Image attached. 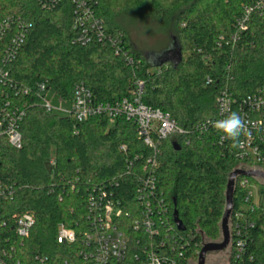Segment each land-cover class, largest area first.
Wrapping results in <instances>:
<instances>
[{
	"label": "trees",
	"instance_id": "16d2710c",
	"mask_svg": "<svg viewBox=\"0 0 264 264\" xmlns=\"http://www.w3.org/2000/svg\"><path fill=\"white\" fill-rule=\"evenodd\" d=\"M256 1L92 0L108 33L121 35L136 63L132 67L115 53L112 43H74L69 4L46 11L35 0H0L1 13L21 15L32 24L19 56L6 67L17 84L46 80L52 92L71 101L76 84L83 82L98 101L108 102L131 96L135 81L142 80L144 103L169 113L185 130L163 142L157 172L173 232L181 239L169 241L168 253L176 264L196 261L204 240L222 239L228 179L239 165L236 147L221 134L200 133L196 127L217 119L223 92L241 103L264 87L262 11L254 10L247 30L236 43H228ZM150 19L168 27L169 42L159 50L147 45ZM173 43L181 49V60H159ZM6 91L0 83V101ZM43 97L33 90L26 98L22 148L0 136V187H12L14 193L12 200L0 196V257L11 264H38V256L50 264H86L79 255V240L58 243L59 226L81 236L89 197L102 187L131 212L123 222L134 239L132 224L141 205L134 200L136 180L127 166L146 165L151 150L125 118L115 125L102 117L77 123L70 116L48 113ZM52 160L50 173L47 164ZM114 179L119 182L112 183ZM251 180L258 187L259 202L253 211H242L238 229L244 244L239 250L232 232L228 264H264V182ZM238 210L235 198L234 212ZM26 213L36 222L29 237L21 240L14 234V216ZM176 217L186 231L178 230ZM132 248L138 249L135 244ZM122 264H146L145 257L136 259L131 253Z\"/></svg>",
	"mask_w": 264,
	"mask_h": 264
},
{
	"label": "built area",
	"instance_id": "2783aa9c",
	"mask_svg": "<svg viewBox=\"0 0 264 264\" xmlns=\"http://www.w3.org/2000/svg\"><path fill=\"white\" fill-rule=\"evenodd\" d=\"M35 1L46 11H53L69 4L73 29L76 31L74 43L83 46L93 42L112 43L117 55H121L128 65L132 67L136 65L129 51L123 46L121 35L108 33L92 0ZM254 10L262 11L264 20V0H257L253 7L247 9L244 21H240L237 33L228 43H236L239 34L247 30L246 22ZM31 27L32 24L21 15L0 12V83L7 87V96L0 101V136H5L10 145L16 149L23 146L21 126L28 115L26 98L33 94V90L37 95L43 94V107L48 113H55L56 110L49 103L48 97L50 95L59 97L49 89V83L46 80L33 84H17L9 78L6 67L19 56ZM134 86L133 94L129 97L101 102L96 99L85 83H77L74 88V98L70 101L71 109L62 111L77 123H83L93 117H102L111 125H115L119 119L125 118L136 126L138 138L151 150L146 165L138 167L134 163H129L127 166L128 174H133L136 180L134 200L141 205L139 214L136 213L137 219L132 224L133 233L136 234L134 239L125 229L123 222V219L126 216L129 217L131 212L125 210L120 199L114 195H107L102 187L89 197L85 229L82 230L81 236L73 228L64 224L59 226L58 243L74 244L79 240L81 243L79 255L86 264H122L131 253L136 259L144 256L146 264H176V259L168 253L172 248L169 241L172 238L179 243L181 239L173 232L169 219V206L158 187L157 172L163 142L174 135L184 134L185 130L169 113L144 103V81L136 80ZM237 103V100L233 99L229 93L223 92L219 97V114L216 119H224L232 112H237L245 122L246 134H241L239 137V145L234 153L235 161L239 165L233 171L240 169L264 173V87L259 93L239 102V105ZM216 120H208L198 124L196 128L200 133L215 131L221 134L222 138L223 133L212 126V122ZM122 149L125 150V148ZM139 158L137 156L136 160ZM50 164L54 165V160ZM259 180L264 182L263 179ZM113 182L119 181L114 179ZM251 189L258 191L256 183L251 178L241 177L239 181L237 180L235 198L239 210L235 211L231 217L230 230L238 237L236 242L239 250L242 249L244 242L241 231L238 229V222L243 219L244 211H253L259 202V194L257 201L254 200ZM0 196L6 200H12L14 197L12 187H0ZM14 221V234L21 240L29 237L36 222L35 217L28 213L16 214ZM133 244L138 248L136 251H133ZM37 260L38 264H50L48 258L38 256ZM0 264L11 263L5 262L0 257Z\"/></svg>",
	"mask_w": 264,
	"mask_h": 264
},
{
	"label": "water",
	"instance_id": "95a60500",
	"mask_svg": "<svg viewBox=\"0 0 264 264\" xmlns=\"http://www.w3.org/2000/svg\"><path fill=\"white\" fill-rule=\"evenodd\" d=\"M151 55L155 54L152 53ZM158 58L162 60V62L173 61L177 63L182 58L181 49L177 47L176 43H173L172 46L163 51ZM47 169L50 173L52 172V165L50 163L47 164ZM241 177L264 180V173L255 170L245 171L240 169L230 173L226 190V208L222 219L223 240L221 242H206L204 240L199 252L198 264H206L208 253L224 251L231 245L232 235L230 231V220L235 209L236 182ZM176 226L179 231H186L185 225L178 217H176Z\"/></svg>",
	"mask_w": 264,
	"mask_h": 264
},
{
	"label": "rangeland",
	"instance_id": "374dc122",
	"mask_svg": "<svg viewBox=\"0 0 264 264\" xmlns=\"http://www.w3.org/2000/svg\"><path fill=\"white\" fill-rule=\"evenodd\" d=\"M147 26L149 35H146V38L149 40L148 48L150 50H159L162 45H167L169 42V38L167 35L166 30L168 29L167 26H165L163 23L158 22L157 20H147ZM155 55H150V59L154 60ZM49 103L54 107L56 110L55 113L58 115H65L64 112L66 110H70L72 107V103L70 101H62L59 97H55L53 95H50L48 97ZM251 191L254 193V200L257 201L258 199V191L251 189ZM231 226V221H230ZM231 235H232V230ZM222 239L217 242H221ZM206 241V240H205ZM209 242V241H206ZM231 252V245L224 251L220 252H211L208 253L206 264H228L229 261V254ZM191 264H198V259L196 261H191Z\"/></svg>",
	"mask_w": 264,
	"mask_h": 264
},
{
	"label": "clouds",
	"instance_id": "9594fccd",
	"mask_svg": "<svg viewBox=\"0 0 264 264\" xmlns=\"http://www.w3.org/2000/svg\"><path fill=\"white\" fill-rule=\"evenodd\" d=\"M212 126L220 133H223L222 139L231 141V147L239 145V137L246 134L245 122L237 112H232L224 119L212 122Z\"/></svg>",
	"mask_w": 264,
	"mask_h": 264
}]
</instances>
